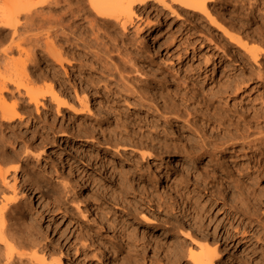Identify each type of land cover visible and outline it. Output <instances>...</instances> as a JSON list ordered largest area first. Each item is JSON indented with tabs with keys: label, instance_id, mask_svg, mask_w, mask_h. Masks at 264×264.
<instances>
[{
	"label": "rangeland",
	"instance_id": "rangeland-1",
	"mask_svg": "<svg viewBox=\"0 0 264 264\" xmlns=\"http://www.w3.org/2000/svg\"><path fill=\"white\" fill-rule=\"evenodd\" d=\"M35 1L0 0V17L9 13L18 17L17 31L20 37L31 38L33 33L38 32L37 28L23 27L27 13L40 10V7L34 9L31 6ZM154 6L153 9L137 6L138 17L133 18L132 24H127L123 35L115 31L108 35L99 30L97 43L101 50L104 46L109 50L98 51V58L83 54L85 50H81L83 55L80 60L74 61L73 67L64 66L70 72L68 79H63L64 68L55 65L60 72V81L67 82L70 96L75 97L74 89L81 96L85 95L93 106V115L82 114L70 120L67 111L63 116H56L53 113L54 103L48 96L42 97V100L39 98L40 113H36L34 105L29 104L27 96L22 94L25 90L21 88L22 95L17 98L14 85L9 84V90L3 96L8 104L17 102L22 121L10 123L5 131V142L0 143V164L9 169L4 180L6 184L0 182V187L6 189L3 190L6 196L16 193V201L26 213V218L21 219L23 225L32 226L44 246L55 250L47 257V261L59 257L60 264H164L165 254L173 248L170 246L173 241L171 238L183 239L187 230L180 220L182 210L194 219L197 230L196 233L191 231L198 239L206 234L212 240L219 233L222 246L224 242L228 243L224 248L227 251L226 258L233 255L236 262L233 264H254L251 259L253 254L256 259L257 256H264V241H256L258 236H264V179L243 182L244 187L252 189L259 200L252 205L253 201L243 199L241 206L244 212L235 214L236 217L240 215L239 219L243 223L252 220L258 224V231L246 243H229L224 239L226 234L222 233V229L218 231V221L223 220L230 232L241 229L252 232L248 227L245 228V224H238L239 219L225 217L224 210L231 205L228 200L217 203L220 202L217 198L219 191L225 187L222 169L233 172L231 161L228 158L226 161L220 153L217 156H220L218 160L222 166L214 160L210 161L208 153H201L204 148L195 146L199 139L193 129H198L207 144L210 142L207 145L210 148L216 139L222 140L224 137L219 125L227 126L237 115L249 119L255 111L264 112L261 106L264 77L257 82L255 79L249 80L236 92H231L230 84L227 83L231 82L233 76L240 74L242 68L234 46L218 35L214 26L204 17L182 16L183 11L178 8L179 15L176 16L156 4ZM42 10L46 12L48 7ZM46 13L54 18L58 12L52 10ZM220 13L219 22L222 20V23L235 27L242 24V20L231 19L233 8L222 9ZM83 16H86L85 20ZM83 16L73 17L74 23L86 24L91 16ZM70 20L68 15L63 22L68 23ZM153 22L155 28L150 30ZM253 27L245 29L248 36L254 35ZM18 33L11 36L10 29L0 26V71L5 77L17 78L26 83L25 75L19 76L17 64L11 63L6 69L2 66L4 58L16 57L12 59L15 62L25 56L24 52L9 49L19 41ZM90 37L93 38V35ZM20 41L25 50L31 48L32 42ZM255 41L256 38H251L248 42L262 44L260 40ZM42 54V46L29 52L32 58H41ZM70 55L68 52L66 56ZM42 59L36 60L37 65L29 64L27 67V73L36 78L35 83L29 85L34 89L45 88L50 82V74L46 70L52 60L49 57ZM80 63L82 66L78 65ZM191 73V77L188 76ZM86 76L96 81L94 86L86 84L83 79ZM221 87H227L229 91L223 93ZM75 105L78 106V102ZM26 106H30L29 110ZM162 115L169 116V120L163 121ZM249 130L253 132L250 137L264 135V123ZM52 149L55 154L49 155ZM15 152L18 157L14 156H17ZM177 159H187L186 165L178 172H172L171 168ZM100 163L102 169L98 165ZM14 167L17 169L15 173L12 170ZM156 167L161 169L159 179L152 180L151 173ZM235 177L236 174L233 184L238 181ZM174 182L182 184L177 189ZM187 196H190L188 203ZM228 196L229 199H237V192L231 190ZM173 198H179L181 202ZM193 201L206 208L205 215H196ZM211 202L215 203L210 205ZM92 208L98 211L101 222L94 217ZM136 208L147 211L152 220L149 225L160 230L155 234H146L144 230L148 229L141 227L131 233L132 222L138 219ZM123 215L129 217L127 224L121 221ZM234 227L238 230H233ZM162 230L171 235L161 238ZM237 235H240L239 232ZM132 237L149 244L145 248L136 246ZM158 243L160 246L157 247ZM68 246L70 250H66ZM24 248L28 253L35 251L31 246ZM76 248L79 251L75 252ZM82 249L85 255H78ZM112 249H115L114 254L111 253ZM238 256H243L244 262L239 263Z\"/></svg>",
	"mask_w": 264,
	"mask_h": 264
},
{
	"label": "bare ground",
	"instance_id": "bare-ground-1",
	"mask_svg": "<svg viewBox=\"0 0 264 264\" xmlns=\"http://www.w3.org/2000/svg\"><path fill=\"white\" fill-rule=\"evenodd\" d=\"M154 4L160 6L161 9L167 10L171 14L176 15V16L179 15V13H177V8H178V10L183 11L182 16L186 15V17L188 18L196 16L198 19L201 17H204L209 22L210 25L214 26V29L216 30V33H218V35L224 37V39H226V42H228V44L234 46L235 53L236 55H239L237 57L239 60H241L242 68H241V73L236 76H233L232 79H231V76L230 77L229 75L227 76L231 79L230 80L231 82L227 83V84H230L231 92H236L238 89L242 87V85L245 82L249 80L255 79L257 82L263 79L264 77V37H263L264 36L263 35L264 34V0H168V1L167 0H36L34 3L32 2L31 6H33L34 9L36 7L37 8L40 7V10H35L32 12L29 10L31 13H27L28 15L26 17L24 16L26 19L24 21L25 24L23 25V27L26 29H29L32 27L38 29L37 33L35 32L33 33L34 35L32 34L33 35V37H31L32 39L28 38L29 36L27 35H26L27 38L20 37V34L17 31L19 21H20L18 17L16 18L11 13L0 17V26L10 29L11 36L12 35L16 36L17 33L19 36L18 37L19 41H17L16 43H13V45H11L9 49L12 50L14 48L19 52H24L23 54L25 55V56L22 55L24 56V58H21L20 60L18 59V61H15V62L12 59H16V57L12 59L11 58L9 59V57L6 59L4 58V61H3L4 65L2 66L4 68L5 67L8 68V66H10L11 63L12 65L17 64V71L19 73V76L20 74L25 75V81H26L25 83V82H21L17 80V78L15 79L12 77H5L3 75V72L0 71V143L3 141L5 142L4 136H5V131L8 128L7 126L10 125V123L15 122L16 120H18L19 122L22 119V113L18 111L16 107L17 102L14 101L11 104H8L5 100V97L3 96V94H5L4 92L9 90V84L14 85L15 87L14 91H16L17 98H18V95H22V94L27 96L28 103L34 105L36 113H40L39 111V105H41L40 99L42 97L48 96L50 100L54 103L55 112L53 113H55L56 116H59V117L63 116L65 112L67 111L69 112V119L70 118L73 119L82 114L93 115V106L90 105L91 102L89 104V99L85 97V95L81 96L79 92L76 89H74L75 97L70 96V94L67 92V85H66L67 82L60 81L59 79L61 77L59 76L60 72L57 70L55 65H58L61 68H64L65 64L69 65L70 67H73L75 64L74 61L80 60L83 54H87V55L91 54L93 55V57L96 56L98 58L99 57L98 51L106 52L108 49V48L106 49V47L104 46L103 50H101V48L99 47V43H97V38L99 36V30H103L108 35L111 34V31H115V33L123 35L124 33L123 30L127 28V24H132L133 18L138 17V14L136 13L137 11L135 8L138 6V8L139 7H143V8L150 7L153 9L155 8ZM172 4H175L176 7H174ZM44 7H48V11L46 12H50L52 10L58 12L56 17L52 18L50 13L44 12L42 10V8ZM230 8H233V13L230 16L231 19L242 20L241 25L235 27L231 24H227L226 22L222 23L221 22L222 20L219 22V19L221 18V13H220L221 10L230 9ZM239 11L242 13H240ZM34 13H35V17H34ZM84 14H88L91 16L90 18L87 19L86 21L87 23L83 24L80 22L79 24L77 23L75 24L73 17L83 16ZM68 15L71 17L72 21L70 20L71 22L64 23L63 19H65V17ZM83 17L85 20L86 16H83ZM155 25L156 24L153 22L150 25V30H153L155 28ZM249 26H254L253 27L254 35L252 36H248L245 33V29L248 28ZM91 35H93V38L90 37ZM251 38L252 39L256 38V41L260 40L262 44H260V42L258 45L253 44L252 43L253 41L249 43L248 41ZM20 40H26V42H29V43L32 42L31 48L30 49L27 48L25 50L21 46L22 41ZM41 40L43 41L40 42ZM112 40H114V38H112ZM38 46H42L44 54H42L41 58H38V57L32 58V56L29 55V52L34 51L35 47H38ZM81 50L82 51L85 50L84 51L85 53L82 52L83 53L82 54ZM68 52L71 54L70 55L71 57L66 56ZM45 57H49L52 60L51 63L47 65L48 70H46V73L48 72V74H50V77H48L50 82H48L45 88L34 89L29 85L33 84L36 78L33 75H31V73H27L28 72L27 67L29 66V64L37 65L36 60L37 59L41 60L42 58H45ZM128 60L129 59L127 58L126 61ZM78 65L82 66L81 63ZM113 66L115 67V65ZM95 68H98V67H95ZM63 73H64L63 79H65V77H67L68 79L70 75L69 69L64 68ZM87 74L89 75V73ZM51 75L53 76L52 77L53 79L51 78ZM191 75L192 73L188 76L191 77ZM185 77H187V75H185ZM46 78H47V75H46ZM83 79L85 80L86 84H88L90 87L94 86L93 84L96 83V81L90 76L83 77ZM21 88L25 90V93L21 94V91H22L20 90ZM220 89H222V87ZM110 90L112 89H109L108 91ZM222 90H223V93H225L226 91H229L227 90V87L225 89L223 88ZM11 92L12 90H10L9 93ZM76 102H78V106L75 105ZM261 103H263L261 106L262 108H264V98L261 99ZM48 107L51 108L50 106ZM25 108L28 109L30 108V106H26ZM225 111H228V109L225 108ZM26 112L27 111H25V113ZM162 116H163L162 117L163 121L165 120L167 122L169 120L168 118L169 116L167 115H162ZM52 118H53V114H52ZM262 122L264 123V112L255 111L249 119H244V118H241L239 115H237V118L235 120L231 119L230 123L228 122L227 126H220L218 124L219 125L218 128L220 129V131L224 132L223 133L224 137L221 136L224 140L222 139L223 140L222 141L220 139H216V141L210 145V148H207L208 147L207 145H209L210 142L207 144L205 139L199 133L198 129L194 127H193L194 129L192 128L195 131V134L198 135V139H199V142L198 141L197 143L195 142L198 146L197 145L195 146L198 147L199 149L204 148V151H202L201 153H208L211 156L210 161L214 160L216 161V163L222 166V163L218 160L220 157V156L219 157L217 156L218 153H220L222 157L225 158L226 161L228 159H230L231 161L230 164L232 165L233 172L229 171L227 168L222 169V171H224L225 173L224 174L225 179L223 181L225 187L224 189H221L219 191V197H217L218 199H220V202H217V203H221V204L225 203L226 202L225 199L231 203V205H229V208L224 210L225 217L227 218L239 219V216L244 212V208L241 206L243 199L244 201L245 200L253 201L252 205H254L255 203H258L259 198L255 195L252 189H246L243 185V182L246 181L249 183V181L253 182L259 179H264V135L250 137L253 132L249 130L252 127L254 128L258 127V125L261 124ZM3 144L4 143H2V145ZM190 150H192V148ZM52 154H55L54 149H52L49 153V155H52ZM14 156L18 157V154L17 156L16 155ZM185 160L187 159L175 160L174 161L175 165L171 168V171L178 172L183 167H185L186 165ZM187 163L189 162L187 161ZM1 165L2 164H0V182L2 184H6L4 180L7 174L9 173V169H5V167L3 168ZM98 165L100 169H102L103 165H101V163ZM12 170H13V173H15L17 169L14 167ZM159 171H161V169L159 170L157 169V167L152 170V173H151L152 180L159 179V175H160ZM234 174H236L235 179L236 181L238 179V181L237 183L233 184ZM240 178L242 179V181H240ZM174 183L177 189L179 185L182 184V183L178 184L177 182H174ZM1 187H0V264H20L23 262H25V264L26 263L27 264H60L59 257H56V258H53L47 261V257L50 256L51 253L54 252L55 250H50L51 248H47L46 245L44 246L40 237L36 234L32 226L26 227V225L25 226L23 225V222H21V219L26 218V213L20 207L19 201H16V198H17L16 193H14L13 196H6L7 194L3 192V190H6V189L1 188ZM231 190L232 191L234 190L235 192H237V199H233V200L229 199L230 197L228 196V193ZM250 193H251V197L249 196ZM173 199H176V198H173ZM188 199L190 202V196H187L186 198L187 203H188L187 201ZM179 201L180 200H178V202ZM193 203H194V212L197 213V214L195 213L196 215L204 214V212H207L205 207L200 206V204H197L194 201ZM214 203L211 202L210 205H213ZM126 204L132 206L131 203H126ZM184 205H187V204H184ZM92 210L94 213V217L98 218L101 222V217L98 211L96 210V208H92ZM135 210H136V216L138 219L132 222V227L130 230L131 233H134V231L136 230H140L141 227L144 229L145 228L148 229V231H145L144 229H142L144 230V232H146V234L147 233L155 234L156 232L160 230V229H157V227L155 226L149 225L150 222H152V220L149 214L147 213V211L143 209H139V208H136ZM181 212L182 210L180 211V220L182 221V223H184L187 226L186 227L187 230L184 232L183 239H181L180 237L173 238L174 236L171 238V240L173 241L171 242L170 246L173 248H172V251H170V253L165 254L164 258H166V260L163 259L165 260L164 264H233V263H236L234 262L235 258L233 255H230L229 257L226 258L227 251L224 248L228 243L226 244L224 242L223 243L224 246H222V243L219 242V233L218 234L216 233L214 238H212V240H210L211 237L209 238V236L206 234L205 235L203 234V236L200 237V239H198V236L194 235L196 233L195 230H197L196 229L197 226H195L196 224L194 223L195 221H193L194 219L192 220L190 218L191 216L189 217L188 216L189 214H186L185 211H183L182 213ZM236 213H239L240 215L238 214L236 217L235 215ZM192 216L194 217V215ZM207 219H208V216H207ZM121 221L127 224L129 222V217H125L123 215L121 217ZM239 223H243V220L239 219L238 224ZM243 224H245L244 226L246 229L248 227L249 230H251L252 232L249 233V231H244L245 229L244 230L241 229L242 231L241 230L237 231L238 228H235V227L233 228V230L237 229L236 230L237 232H230L229 229L227 228V225L225 226V223L223 222V220L218 221L217 223V225L219 226L218 231L222 229V233L226 234V237L224 239L228 240V242L232 244L235 242L237 245H239V243L241 244V243H244V242L246 243L247 241H250L251 238L254 237V234H256V232L258 231L256 227V225L258 224L253 223L252 220H249L248 222H244ZM262 228H263L262 231L264 234V226H262ZM191 230H194L195 233L192 232ZM238 232L240 235H237ZM160 233L162 234L161 238L169 237L171 235V233H169L166 230H162ZM263 237L258 236L256 241H258L259 239H262V241H264ZM132 240H133V244L135 243L136 246L141 245V248H145L149 244V243L148 244L141 243L136 238H133ZM259 243L260 241L257 242V244ZM159 244L160 243H158V245L156 246L157 247L160 246ZM25 246H31L35 248V251L33 253H28L26 252L27 250L24 248ZM66 250H70V247L69 246L66 247ZM77 250L78 249L76 248L75 252H77ZM107 251H109V249ZM136 252L138 253V251ZM111 253L114 254L115 249L114 250L112 249ZM78 255H85V253H83V249L79 252ZM128 256H129V252H128ZM251 259L254 260L253 262L254 264H264V256H261V258L257 256V259H256L255 255L253 254L251 256ZM120 260L121 259H119L118 261L120 262ZM237 260L239 263L242 262L243 256L242 257L238 256ZM150 263L152 264V262Z\"/></svg>",
	"mask_w": 264,
	"mask_h": 264
}]
</instances>
